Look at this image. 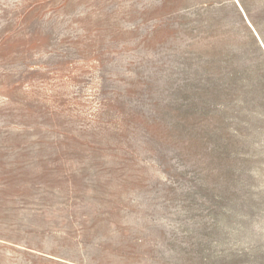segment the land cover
Returning a JSON list of instances; mask_svg holds the SVG:
<instances>
[{
    "label": "rangeland",
    "instance_id": "obj_1",
    "mask_svg": "<svg viewBox=\"0 0 264 264\" xmlns=\"http://www.w3.org/2000/svg\"><path fill=\"white\" fill-rule=\"evenodd\" d=\"M231 2L0 0V264H264Z\"/></svg>",
    "mask_w": 264,
    "mask_h": 264
},
{
    "label": "trees",
    "instance_id": "obj_2",
    "mask_svg": "<svg viewBox=\"0 0 264 264\" xmlns=\"http://www.w3.org/2000/svg\"><path fill=\"white\" fill-rule=\"evenodd\" d=\"M231 3L236 10L238 23L244 33V41L240 50L248 59L244 71L250 76L249 81L254 89L255 105L261 106L264 111V32L260 29L259 23L252 17L243 0H239V4L236 0H232ZM262 116L264 117V114Z\"/></svg>",
    "mask_w": 264,
    "mask_h": 264
},
{
    "label": "water",
    "instance_id": "obj_3",
    "mask_svg": "<svg viewBox=\"0 0 264 264\" xmlns=\"http://www.w3.org/2000/svg\"><path fill=\"white\" fill-rule=\"evenodd\" d=\"M261 43H262V41H261ZM262 45H263V43H262ZM263 47H264V45H263Z\"/></svg>",
    "mask_w": 264,
    "mask_h": 264
}]
</instances>
